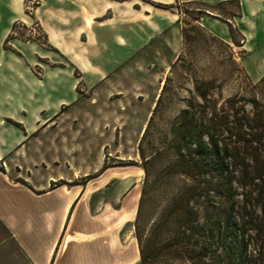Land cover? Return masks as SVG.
Wrapping results in <instances>:
<instances>
[{
    "label": "rangeland",
    "instance_id": "374dc122",
    "mask_svg": "<svg viewBox=\"0 0 264 264\" xmlns=\"http://www.w3.org/2000/svg\"><path fill=\"white\" fill-rule=\"evenodd\" d=\"M0 73L12 92L0 96V171L33 175L50 222L66 224L56 239L49 223L41 248L27 232L3 242L0 225V264H34L26 252L54 241L48 264L101 251V264H139L138 146L151 122L146 144L160 149L189 100L203 103L195 87L208 111L234 99L255 140L240 142L218 201L220 264H264V0H0Z\"/></svg>",
    "mask_w": 264,
    "mask_h": 264
},
{
    "label": "trees",
    "instance_id": "16d2710c",
    "mask_svg": "<svg viewBox=\"0 0 264 264\" xmlns=\"http://www.w3.org/2000/svg\"><path fill=\"white\" fill-rule=\"evenodd\" d=\"M182 35L186 38L184 31ZM195 97L203 103L189 100L178 121L159 139L160 149L146 144L151 122L139 143L146 174L135 226L139 264H220L225 253L218 201L240 142L254 143L245 139L254 133L243 132L234 99L220 110L208 111L209 91L195 87ZM250 103L256 110L257 102ZM242 112L247 123L259 121L254 113L250 117ZM229 186L233 190L232 182Z\"/></svg>",
    "mask_w": 264,
    "mask_h": 264
},
{
    "label": "crops",
    "instance_id": "0c3cea01",
    "mask_svg": "<svg viewBox=\"0 0 264 264\" xmlns=\"http://www.w3.org/2000/svg\"><path fill=\"white\" fill-rule=\"evenodd\" d=\"M101 16L102 13L97 17H93V20H97ZM4 79H7V75L0 73V81ZM9 89L10 88L7 86L0 88V96L5 98L6 96L12 95ZM2 102H4V99H0V103ZM7 155L8 153L0 152V160L9 158ZM24 176L27 177V179L24 178ZM32 176L30 173L24 175L23 172H20L19 175H15L10 170L0 171V225L6 233V236L3 237V242L14 244L17 238L19 241H21V239L25 240L27 236L24 235V232H27L32 234V238L35 237L38 246L41 248L44 245V239H47L49 223H51V226L53 225L52 229L55 231L56 239L60 236L61 232L64 231L66 225L64 221L65 214L56 227H54L55 223H53V221L50 222L48 217L47 200H45L42 193H39L43 191V187L35 181L32 183ZM18 180H22L25 185L19 184L17 182ZM45 180L47 181L46 178ZM18 230H22L23 234L16 237ZM76 233L70 236L73 237ZM33 234H35V236H33ZM81 234L85 236L93 235L89 233ZM55 245L56 243L54 241L49 249L40 252L39 255L29 251L26 253L33 259L34 264H48L55 253ZM97 255L98 259L94 257L95 259L91 260V264H101L105 257V251H101Z\"/></svg>",
    "mask_w": 264,
    "mask_h": 264
},
{
    "label": "bare ground",
    "instance_id": "6f19581e",
    "mask_svg": "<svg viewBox=\"0 0 264 264\" xmlns=\"http://www.w3.org/2000/svg\"><path fill=\"white\" fill-rule=\"evenodd\" d=\"M158 97H159V96H158ZM71 203H72V202H71ZM69 207H70V204H68V205L66 206V212L68 211Z\"/></svg>",
    "mask_w": 264,
    "mask_h": 264
}]
</instances>
